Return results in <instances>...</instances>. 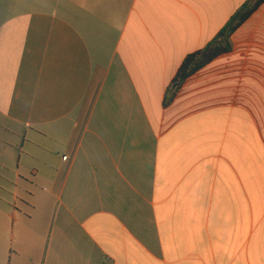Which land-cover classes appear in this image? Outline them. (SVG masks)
I'll use <instances>...</instances> for the list:
<instances>
[{"label":"crops","instance_id":"1","mask_svg":"<svg viewBox=\"0 0 264 264\" xmlns=\"http://www.w3.org/2000/svg\"><path fill=\"white\" fill-rule=\"evenodd\" d=\"M257 1L0 0V264H264Z\"/></svg>","mask_w":264,"mask_h":264},{"label":"trees","instance_id":"2","mask_svg":"<svg viewBox=\"0 0 264 264\" xmlns=\"http://www.w3.org/2000/svg\"><path fill=\"white\" fill-rule=\"evenodd\" d=\"M261 4H264V0H258L252 6H245L242 11L231 19L228 25L220 32V36L225 37L223 44L207 46L204 49L198 50L186 56L173 80L174 87L171 90V94L165 98L163 102L164 106L168 105L172 101L179 87L192 74L211 62L217 56L227 53L230 50L228 35L236 30Z\"/></svg>","mask_w":264,"mask_h":264},{"label":"rangeland","instance_id":"3","mask_svg":"<svg viewBox=\"0 0 264 264\" xmlns=\"http://www.w3.org/2000/svg\"><path fill=\"white\" fill-rule=\"evenodd\" d=\"M9 226H10V229H11V226H12V221L11 220L9 221ZM7 264H8V262H7Z\"/></svg>","mask_w":264,"mask_h":264},{"label":"built area","instance_id":"4","mask_svg":"<svg viewBox=\"0 0 264 264\" xmlns=\"http://www.w3.org/2000/svg\"><path fill=\"white\" fill-rule=\"evenodd\" d=\"M64 159H65V160H68L69 158H68V156H65Z\"/></svg>","mask_w":264,"mask_h":264}]
</instances>
